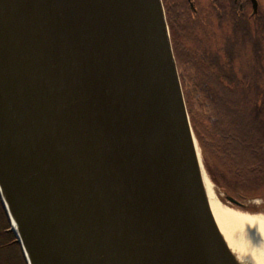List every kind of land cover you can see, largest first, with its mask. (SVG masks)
<instances>
[{"label":"water","instance_id":"obj_1","mask_svg":"<svg viewBox=\"0 0 264 264\" xmlns=\"http://www.w3.org/2000/svg\"><path fill=\"white\" fill-rule=\"evenodd\" d=\"M204 175L162 0H0V201L26 264H241Z\"/></svg>","mask_w":264,"mask_h":264},{"label":"trees","instance_id":"obj_2","mask_svg":"<svg viewBox=\"0 0 264 264\" xmlns=\"http://www.w3.org/2000/svg\"><path fill=\"white\" fill-rule=\"evenodd\" d=\"M261 14L262 21L236 25L248 44L245 66L240 62L235 67L240 48L231 38L221 50L208 47V52L176 58L179 65L191 66L188 74L181 69L179 76L210 179L239 199L264 202V11ZM0 264H26L1 201Z\"/></svg>","mask_w":264,"mask_h":264},{"label":"rangeland","instance_id":"obj_3","mask_svg":"<svg viewBox=\"0 0 264 264\" xmlns=\"http://www.w3.org/2000/svg\"><path fill=\"white\" fill-rule=\"evenodd\" d=\"M262 1L264 2V0ZM162 3L165 10V15H166V11L168 13V15H166V20L169 28V35L171 39V44H172L177 68L179 63L177 61L176 55L179 57L186 55L191 56V54L198 55V53L199 54L202 53L201 51L208 52L207 50H210L209 48L213 49V51L221 50L222 46L226 44V41L230 38L232 40L234 39L238 40L239 42L240 49L237 50L238 58L235 61V67L239 66L240 62L242 66H245V62L249 56L248 55L249 49L244 36H242L241 29H237L236 24H235V28L232 29V25L230 23L222 21L218 16L219 14H216L215 12L211 11L212 5L208 1H202V4L198 6L199 9L197 16L198 18L194 20L196 16L192 19L186 17L187 22H185L182 19L183 24L181 25L178 24L180 23V21L177 19L178 16H176L178 14L177 6L179 1L162 0ZM180 7H183V3L181 1H180ZM263 11L264 8L262 9V12ZM207 13L209 17L208 20L206 18ZM195 139L197 138L195 137ZM197 146L199 149L201 161L203 163V150L199 146L198 142H197ZM206 175L212 185L214 194L225 208H229L237 212L247 213L251 215H258V214L264 215L263 200L256 197L254 199H239L237 196L232 194L230 195L227 192H225L222 188L217 186L210 179L207 171H206ZM232 189L235 190V188ZM226 194L231 197H234L239 203L242 204V206L234 205L228 202L225 199Z\"/></svg>","mask_w":264,"mask_h":264},{"label":"bare ground","instance_id":"obj_4","mask_svg":"<svg viewBox=\"0 0 264 264\" xmlns=\"http://www.w3.org/2000/svg\"><path fill=\"white\" fill-rule=\"evenodd\" d=\"M207 203L227 247L241 264H264V215H251L225 208L207 176H203Z\"/></svg>","mask_w":264,"mask_h":264},{"label":"flooded vegetation","instance_id":"obj_5","mask_svg":"<svg viewBox=\"0 0 264 264\" xmlns=\"http://www.w3.org/2000/svg\"><path fill=\"white\" fill-rule=\"evenodd\" d=\"M178 20L179 25L183 24L182 19L187 22V18H198V6L202 4V1H208L212 5L211 11L219 14L218 16L224 22L230 23L231 25H251L256 20L262 21V9L264 8V2L262 0H255L256 11L253 7V0H178ZM180 1L183 3V7H180ZM166 15H168L166 11ZM170 17V16H169ZM168 18V17H167ZM208 20V13L206 14ZM173 21V20H172ZM169 23V21H168ZM170 26V25H169ZM184 71L188 74L191 71V66L188 64H178V70Z\"/></svg>","mask_w":264,"mask_h":264}]
</instances>
